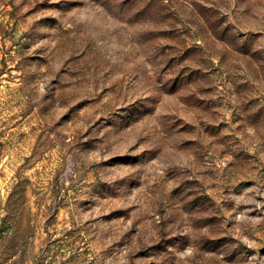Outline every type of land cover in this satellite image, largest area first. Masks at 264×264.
I'll return each mask as SVG.
<instances>
[{"label": "rangeland", "instance_id": "1", "mask_svg": "<svg viewBox=\"0 0 264 264\" xmlns=\"http://www.w3.org/2000/svg\"><path fill=\"white\" fill-rule=\"evenodd\" d=\"M0 264H264V0H0Z\"/></svg>", "mask_w": 264, "mask_h": 264}, {"label": "trees", "instance_id": "2", "mask_svg": "<svg viewBox=\"0 0 264 264\" xmlns=\"http://www.w3.org/2000/svg\"><path fill=\"white\" fill-rule=\"evenodd\" d=\"M1 235V234H0Z\"/></svg>", "mask_w": 264, "mask_h": 264}]
</instances>
